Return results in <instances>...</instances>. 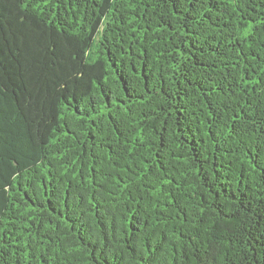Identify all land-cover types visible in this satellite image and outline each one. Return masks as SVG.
<instances>
[{
    "label": "trees",
    "instance_id": "16d2710c",
    "mask_svg": "<svg viewBox=\"0 0 264 264\" xmlns=\"http://www.w3.org/2000/svg\"><path fill=\"white\" fill-rule=\"evenodd\" d=\"M0 264H264V0H0Z\"/></svg>",
    "mask_w": 264,
    "mask_h": 264
}]
</instances>
